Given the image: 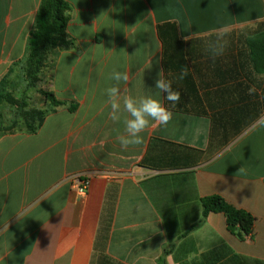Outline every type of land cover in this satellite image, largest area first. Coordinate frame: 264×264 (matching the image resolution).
<instances>
[{
    "label": "crops",
    "instance_id": "crops-1",
    "mask_svg": "<svg viewBox=\"0 0 264 264\" xmlns=\"http://www.w3.org/2000/svg\"><path fill=\"white\" fill-rule=\"evenodd\" d=\"M66 1L74 47L53 54L40 82L63 104L36 133L21 123L0 134V264H264V127L254 126L264 76L245 43L264 31V0ZM40 4L0 0V82L24 61ZM160 68L181 101H163L171 121L122 149L109 77L125 71V94L156 96ZM213 124L233 138L225 148L211 146ZM85 175L80 195L71 178ZM212 195L255 217L252 238L229 231L223 213L200 223Z\"/></svg>",
    "mask_w": 264,
    "mask_h": 264
},
{
    "label": "trees",
    "instance_id": "trees-1",
    "mask_svg": "<svg viewBox=\"0 0 264 264\" xmlns=\"http://www.w3.org/2000/svg\"><path fill=\"white\" fill-rule=\"evenodd\" d=\"M70 9L66 0H41L34 29L28 39L26 57L21 63L28 89H36L49 106L46 109L33 108L29 107L25 100L9 96L10 103L16 108V117L21 120L29 133H36L49 113L63 104L53 92L39 88V84L41 74L51 64L53 54L59 49L68 50L74 47V41L67 32ZM245 43L248 50L247 61L255 73L264 76V31L251 34L246 38ZM246 117L248 118V114ZM1 118L0 115V121ZM249 122L247 121V125ZM16 129V124H13L11 128L1 131L0 134ZM227 134L228 131H218L213 124L211 146L213 139L219 138L224 142L222 148H225L233 139ZM202 206L203 218L200 223H203L211 213H223L229 231L242 240L253 237L256 219L251 213L235 208L219 195L203 197Z\"/></svg>",
    "mask_w": 264,
    "mask_h": 264
},
{
    "label": "clouds",
    "instance_id": "clouds-1",
    "mask_svg": "<svg viewBox=\"0 0 264 264\" xmlns=\"http://www.w3.org/2000/svg\"><path fill=\"white\" fill-rule=\"evenodd\" d=\"M223 34H221L222 37ZM218 37V40L221 38ZM209 52L213 59L222 55L223 47L218 42L209 45ZM187 65L181 67L177 80L182 81L189 75ZM163 68L157 72L154 80L156 96H162L163 100L152 94L139 98L127 95L121 88V84H127L129 75L125 71L113 70L109 79L114 81L112 86L105 89L106 105L110 108L109 118L113 122H120L123 118L124 134L117 137L122 149L143 143L144 133L150 126L167 125L173 116L172 111L163 101H167L175 107L181 101V92L173 88L172 81L164 76ZM255 88L249 89V94H254ZM255 127H264V113L254 121Z\"/></svg>",
    "mask_w": 264,
    "mask_h": 264
},
{
    "label": "rangeland",
    "instance_id": "rangeland-1",
    "mask_svg": "<svg viewBox=\"0 0 264 264\" xmlns=\"http://www.w3.org/2000/svg\"><path fill=\"white\" fill-rule=\"evenodd\" d=\"M245 35L252 32L251 29L242 30ZM41 87V83L39 84ZM39 92L36 89H28L24 74L21 70V65L14 68L12 73L5 80L0 82V132L11 128L13 124H16V128L21 124V120L16 117V108L10 103L9 96H13L16 99L25 100L29 107L38 108L41 107V101ZM31 97L32 102L29 100ZM43 98V97H42ZM33 105H31V104ZM33 107V108H34Z\"/></svg>",
    "mask_w": 264,
    "mask_h": 264
},
{
    "label": "built area",
    "instance_id": "built-area-1",
    "mask_svg": "<svg viewBox=\"0 0 264 264\" xmlns=\"http://www.w3.org/2000/svg\"><path fill=\"white\" fill-rule=\"evenodd\" d=\"M72 187L80 194L85 195L91 185V178L90 176H73L71 178Z\"/></svg>",
    "mask_w": 264,
    "mask_h": 264
}]
</instances>
